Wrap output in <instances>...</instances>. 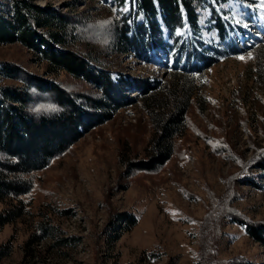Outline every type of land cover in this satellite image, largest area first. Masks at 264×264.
Wrapping results in <instances>:
<instances>
[{"label": "rangeland", "instance_id": "obj_1", "mask_svg": "<svg viewBox=\"0 0 264 264\" xmlns=\"http://www.w3.org/2000/svg\"><path fill=\"white\" fill-rule=\"evenodd\" d=\"M26 1L66 15L69 48L125 86L108 97L111 118L32 174L24 213L0 230L8 252L0 264H203L204 239L220 264H264V244L233 218L264 224V0H205L197 34L187 21L170 32L158 14L162 41L150 43L141 29L142 44L129 42L128 52L117 33L146 28L138 0ZM15 11V0H0V17L14 22ZM214 16L227 24L225 39ZM5 63L71 93L104 97L20 40L0 41V86L24 90L5 75ZM34 95L36 112L56 109L48 94ZM183 104L170 156L158 163L163 127ZM153 160L154 169L141 167ZM9 205L0 202V212ZM120 213L137 223L128 227ZM40 225L45 237L30 242Z\"/></svg>", "mask_w": 264, "mask_h": 264}, {"label": "trees", "instance_id": "obj_2", "mask_svg": "<svg viewBox=\"0 0 264 264\" xmlns=\"http://www.w3.org/2000/svg\"><path fill=\"white\" fill-rule=\"evenodd\" d=\"M205 0H138V12L146 18V28L135 27L131 36L121 29L118 31L117 45L121 51H129V42L141 45V29L149 33V42L162 41V28L157 15L160 14L164 25L174 33L177 27H183L184 21L198 32L197 9ZM216 1V0H213ZM14 22L0 17V41L20 40L40 53L50 64L67 70L72 75L85 79L100 87L103 98L87 94H74L61 84L38 75H33L14 64L5 63L3 71L7 77L23 81L24 90L13 86H0V202L9 199L10 205L0 212V230L8 223L15 222L24 213L22 197L29 194L34 186L32 174L44 169L51 161L66 152L83 133L105 122L115 109L107 102L109 95L121 89L124 82L113 80L109 70L99 68L88 58L69 48L70 19L51 6H40L26 0H15ZM220 38L225 39L227 24L222 17L214 16ZM54 29L45 34L37 29ZM226 32V33H225ZM158 33L159 38L156 39ZM197 37L195 36L194 40ZM193 40V41H194ZM137 45V46H138ZM205 61L206 57L200 56ZM34 93L48 94L56 106L55 110L36 112ZM107 97V98H106ZM177 112L163 127L165 143L161 144L157 154L158 163L165 161L172 151L171 141L177 127L183 125L186 106L179 105ZM111 111V112H110ZM155 161L141 162L144 169H154ZM259 168L264 170V155L259 159ZM19 200L17 204L14 201ZM233 218L245 224L250 235L264 244V224L251 223L237 214ZM118 221L128 227L137 223L133 214L120 213ZM47 228L40 225L38 233L30 240L39 241L45 237ZM202 240L200 257L203 264H220L214 253ZM6 246L0 247V260L7 255ZM9 251V248H8ZM227 264H252L248 261H230Z\"/></svg>", "mask_w": 264, "mask_h": 264}, {"label": "snow or ice", "instance_id": "obj_3", "mask_svg": "<svg viewBox=\"0 0 264 264\" xmlns=\"http://www.w3.org/2000/svg\"><path fill=\"white\" fill-rule=\"evenodd\" d=\"M240 59H244V57H239Z\"/></svg>", "mask_w": 264, "mask_h": 264}]
</instances>
